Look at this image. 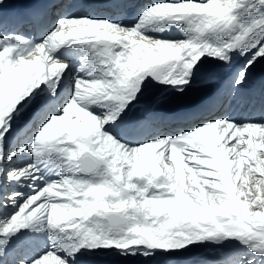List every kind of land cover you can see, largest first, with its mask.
I'll return each mask as SVG.
<instances>
[{
    "label": "snow or ice",
    "instance_id": "obj_1",
    "mask_svg": "<svg viewBox=\"0 0 264 264\" xmlns=\"http://www.w3.org/2000/svg\"><path fill=\"white\" fill-rule=\"evenodd\" d=\"M0 264H264V0H0Z\"/></svg>",
    "mask_w": 264,
    "mask_h": 264
},
{
    "label": "bare ground",
    "instance_id": "obj_2",
    "mask_svg": "<svg viewBox=\"0 0 264 264\" xmlns=\"http://www.w3.org/2000/svg\"><path fill=\"white\" fill-rule=\"evenodd\" d=\"M7 6V5H6Z\"/></svg>",
    "mask_w": 264,
    "mask_h": 264
}]
</instances>
